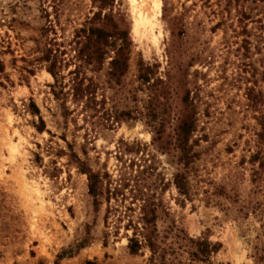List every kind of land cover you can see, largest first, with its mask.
<instances>
[{
    "label": "rangeland",
    "instance_id": "obj_1",
    "mask_svg": "<svg viewBox=\"0 0 264 264\" xmlns=\"http://www.w3.org/2000/svg\"><path fill=\"white\" fill-rule=\"evenodd\" d=\"M161 2L152 30L132 0H0V264H255L264 1Z\"/></svg>",
    "mask_w": 264,
    "mask_h": 264
},
{
    "label": "trees",
    "instance_id": "obj_2",
    "mask_svg": "<svg viewBox=\"0 0 264 264\" xmlns=\"http://www.w3.org/2000/svg\"><path fill=\"white\" fill-rule=\"evenodd\" d=\"M101 2V5H106L107 0H99ZM264 1V0H261ZM262 17L260 18V21L262 22V28H263V33H264V4H262ZM241 13V18H250L251 15L247 14V12L245 10H240ZM97 13L94 15L93 18H91V20L88 22L90 25L89 26H85L82 31L85 33V38H86V42L84 47L80 48L79 50V54L83 55L86 58V61L90 62L94 59H98L99 57H102L103 54V49L104 47H106L107 45H109V38L113 37V34L111 32H108L103 26H98L93 24V20L97 19ZM105 19L107 18V16L105 15L104 17ZM104 19V20H105ZM49 27H45L43 28V32L48 31ZM264 39V36H263ZM126 46V39L123 38V41L121 43V45L119 46L118 50H117V56L114 57L112 64L114 65V67H116V65L119 64V62L121 60H123L121 58L122 55V51ZM45 61H49L50 64L47 66L48 70L54 75V77L58 78V71H57V59L56 58H51L50 54H46L45 56H43V58ZM80 68V65L78 66V68L75 70V72H78ZM75 90V94H80L83 95L85 93H90V86L87 85L85 88L82 87V80L77 82L75 84L74 87ZM263 125V130H264V123L262 122ZM191 125L188 124V122H184L181 130L183 132V134L185 135L186 133H188L191 130ZM186 139V138H185ZM185 139L183 141H185ZM90 180H91V184H90V190L91 192H96V188H97V176L95 174H91L90 175ZM131 242H133V239H131ZM200 245H204L203 251H206L205 246H207L206 242H200ZM132 246V245H131ZM218 250V246L217 245H213L211 248V251H217ZM253 258L255 259V264H264V244L262 246H255V252L253 253Z\"/></svg>",
    "mask_w": 264,
    "mask_h": 264
},
{
    "label": "bare ground",
    "instance_id": "obj_3",
    "mask_svg": "<svg viewBox=\"0 0 264 264\" xmlns=\"http://www.w3.org/2000/svg\"><path fill=\"white\" fill-rule=\"evenodd\" d=\"M134 7H135V12H136V23L137 25H141L143 22H148L151 25V29L153 30L155 27V22L154 20L157 19V17L161 13V0H153V11L151 13L146 12L143 6H141V1L138 0H132Z\"/></svg>",
    "mask_w": 264,
    "mask_h": 264
}]
</instances>
